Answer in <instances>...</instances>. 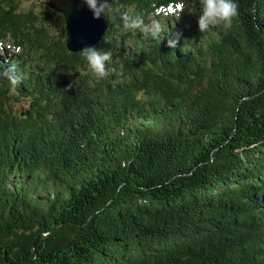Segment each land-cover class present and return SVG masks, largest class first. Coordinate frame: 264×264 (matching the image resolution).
Here are the masks:
<instances>
[{
  "label": "trees",
  "instance_id": "1",
  "mask_svg": "<svg viewBox=\"0 0 264 264\" xmlns=\"http://www.w3.org/2000/svg\"><path fill=\"white\" fill-rule=\"evenodd\" d=\"M110 2L98 80L62 14L0 0V264H264V0L204 33L198 0Z\"/></svg>",
  "mask_w": 264,
  "mask_h": 264
},
{
  "label": "clouds",
  "instance_id": "2",
  "mask_svg": "<svg viewBox=\"0 0 264 264\" xmlns=\"http://www.w3.org/2000/svg\"><path fill=\"white\" fill-rule=\"evenodd\" d=\"M89 9L92 11L94 18H99L101 14L105 16L107 11L112 10L110 0H84ZM200 11L198 13L197 23L200 32H207L210 28H220L227 32L239 15V5L236 0H198ZM180 12L183 10L182 5H177ZM119 17L122 21V26L126 31L139 32L144 37H152L153 39L161 36L164 28L160 21L155 16L148 18L145 22V17L133 14L130 11L119 12ZM179 17V16H178ZM167 46L175 49L178 47V41L181 39L180 33H169ZM165 36V35H164ZM163 36V37H164ZM9 54H15L20 51L19 48H7ZM181 51V49H180ZM82 59L86 62L87 69L96 79H107L114 69L108 68V63L112 60L110 51H102L95 46H87L80 50ZM4 54V49H0V55ZM22 77L17 75L14 66L7 67L0 71V81H8L9 85L15 89L19 86ZM71 86V85H70Z\"/></svg>",
  "mask_w": 264,
  "mask_h": 264
},
{
  "label": "water",
  "instance_id": "3",
  "mask_svg": "<svg viewBox=\"0 0 264 264\" xmlns=\"http://www.w3.org/2000/svg\"><path fill=\"white\" fill-rule=\"evenodd\" d=\"M47 4L63 16L65 47L70 52L96 44L108 27L103 14L94 18L84 0H48Z\"/></svg>",
  "mask_w": 264,
  "mask_h": 264
},
{
  "label": "rangeland",
  "instance_id": "4",
  "mask_svg": "<svg viewBox=\"0 0 264 264\" xmlns=\"http://www.w3.org/2000/svg\"><path fill=\"white\" fill-rule=\"evenodd\" d=\"M20 1V8L26 9L32 6V8L36 11L44 10V9H50L47 1L48 0H19ZM54 31H59V23L56 24L55 28H53ZM3 47L6 51H8L7 48H11L10 44L4 43ZM1 49V47H0Z\"/></svg>",
  "mask_w": 264,
  "mask_h": 264
}]
</instances>
